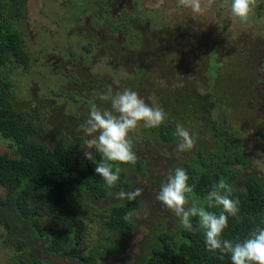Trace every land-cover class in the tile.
<instances>
[{
  "label": "rangeland",
  "instance_id": "374dc122",
  "mask_svg": "<svg viewBox=\"0 0 264 264\" xmlns=\"http://www.w3.org/2000/svg\"><path fill=\"white\" fill-rule=\"evenodd\" d=\"M70 1L3 0L1 19H7L20 34L29 56L26 65L12 63L8 70L13 104L31 117L34 126L41 127L37 138L53 145L60 137L79 136L82 145L75 160H86L87 137L79 125L93 106L110 108L98 99V93L111 86L114 92L136 91L146 104L162 108L175 128L182 125L195 140V147L182 153L177 142H159L143 122L129 132L137 160L134 165L119 164V168L126 170L127 191L143 189L138 197L141 206L135 211L138 215L133 216L137 227L120 231L113 249L100 233L102 217L94 213L87 222L81 251L105 250L102 256L97 253L92 264H135L144 252L145 235L156 225L171 228L176 222L177 217L155 199L168 174L193 152L204 150L202 159L212 160L206 151L216 147L210 134L212 124L227 125L239 138L244 160L230 166L239 172L236 185L248 173L264 181V141L258 133L264 130V72L259 71L264 64V0L245 23L233 18L221 0H214L203 14L181 8L177 0H132L131 7L122 8V21L105 19L108 10L100 18L87 17L90 10L104 11L103 0H90L83 11L78 6L84 0ZM15 5L20 9L10 11ZM136 25L138 39L132 41ZM96 39L113 56L100 53L94 46ZM0 152L15 156L12 141L1 133ZM0 195H5L1 186ZM117 201L110 195L95 206ZM10 219L16 227L11 233L0 223V264H19L23 252L34 259L31 264H80L64 254L47 253L25 220L13 213Z\"/></svg>",
  "mask_w": 264,
  "mask_h": 264
},
{
  "label": "trees",
  "instance_id": "16d2710c",
  "mask_svg": "<svg viewBox=\"0 0 264 264\" xmlns=\"http://www.w3.org/2000/svg\"><path fill=\"white\" fill-rule=\"evenodd\" d=\"M3 6L0 0V133L12 141L15 156L0 152V186L5 191L4 196L0 195V223L6 226L8 233L13 232L16 227L10 217L16 214L43 241L47 253L64 254L80 264H92L97 253L102 256L106 252L96 249L84 254L81 251L88 220H93L94 213L102 217L100 233L115 249L119 241L117 234L137 227L134 215L129 217L127 213L140 208V199L120 200L102 208L95 206V202L117 191H127L126 170L120 169L117 185L108 188L95 172L96 162L101 158L99 153L95 152L92 160L76 162L81 137H60L53 145H48L36 136L41 127L34 126L27 113L14 107L8 70L12 63L26 65L29 56L20 34L7 19H1ZM18 9L19 5L9 8L10 11ZM175 129L172 122L165 119L159 127L149 130L162 144H173L177 142ZM258 133L264 141V130L258 129ZM210 134L216 140V147L206 150L212 154V160L202 159L204 150L200 154L193 152L179 168L187 171L188 184L193 187V192L188 194L190 203L195 200L208 211L219 214L221 210L218 206L207 207L208 192L221 182L229 186L231 198L239 200V213L235 218L229 216L222 239L242 241L251 230L264 228V181L248 173L236 185L239 172L230 166L244 160L237 133L225 124L214 123ZM138 166L142 167V162ZM192 222L195 228L197 218H192ZM25 254L19 255L22 258L17 263H32L34 259L30 260ZM219 256V252L206 251L201 231L184 230L177 218L173 227L156 225L145 235L144 252L135 264H231L230 256L224 255L222 260Z\"/></svg>",
  "mask_w": 264,
  "mask_h": 264
},
{
  "label": "clouds",
  "instance_id": "9594fccd",
  "mask_svg": "<svg viewBox=\"0 0 264 264\" xmlns=\"http://www.w3.org/2000/svg\"><path fill=\"white\" fill-rule=\"evenodd\" d=\"M261 0H221L226 5L231 16L241 23L247 22L250 12L254 10ZM214 0H177V4L184 9H190L196 14H203L211 7ZM264 72V64L259 68ZM98 99L110 104V108L90 110L87 119L79 125L87 137L84 141L86 149L84 155L93 159V151L100 154L96 162L95 172L99 174L108 188H114L120 179L119 164L134 165L137 156L129 139V132L143 122L145 128H157L166 119L162 108L150 107L136 91L125 88L122 91H113L108 86L104 92L98 93ZM177 138V150L189 152L195 147V140L189 131L178 124L174 133ZM114 165H117L114 169ZM189 175L184 168H176L170 172L166 182L161 184L155 199L162 207L173 213L180 226L188 231H201L205 249L211 253H220L219 259L224 255L230 256L231 264H264V228L257 227L251 230L247 238L235 242L222 239L224 230L228 227V218L237 217L239 213V200L231 198L229 186L221 182L216 188L209 191L206 197L207 207L218 206L219 214L208 211L192 200L188 194L193 187L188 184ZM142 188L131 191H117L115 197L119 200L134 201L142 195ZM138 215L134 210L127 216ZM192 218H197L194 228Z\"/></svg>",
  "mask_w": 264,
  "mask_h": 264
},
{
  "label": "flooded vegetation",
  "instance_id": "af4514ba",
  "mask_svg": "<svg viewBox=\"0 0 264 264\" xmlns=\"http://www.w3.org/2000/svg\"><path fill=\"white\" fill-rule=\"evenodd\" d=\"M68 2L70 1V0H67ZM71 2V1H70ZM90 2V0H84V2H83V4L81 5V6H78L79 8H81V9H79L80 11H83V10H85L86 8H85V6H84V4H86V3H89ZM103 2L105 3V5H106V7L104 8V11H103V8H102V11L101 12H98L99 11V9L98 10H95V11H93V12H91V10L89 11L90 13H91V15L90 16H87V17H91V19H96L95 17L97 16V18H100L101 16H102V14H104V13H106L107 11H105V10H108V12H107V17L106 16H104L103 15V17L105 18V19H109V16L113 19V20H121V19H123L124 18V10L127 8V7H131V4H132V0H107V1H105V0H103ZM82 6H83V8H82ZM117 8H119V9H122V8H125V9H122V11H120V12H115V9H117ZM83 13L84 12H82L80 15H77V17H82V15H83ZM101 14V15H100ZM76 16V15H75ZM72 18V17H71ZM75 18V17H74ZM86 18V17H85ZM110 18V19H111ZM136 19L137 18H135V19H133L132 21H131V23H132V25L134 24V22L136 21ZM89 20V19H88ZM90 22H91V20H89ZM122 21V20H121ZM103 23H105V22H101V24L100 25H104ZM108 25V24H107ZM114 25H117V23H115ZM105 26V25H104ZM106 27V26H105ZM114 28H116L115 26H112V27H110V29H112V30H114ZM134 28L135 29H133L134 30V33H133V30H132V32H131V40L132 41H134V40H137L138 38H137V36H136V33L138 32V30H139V26L138 25H136V26H134ZM118 29V28H117ZM91 35V36H90ZM90 35H88L87 33H86V36H90V37H92V36H94L92 33L90 34ZM121 36H122V33L120 34ZM97 40V39H96ZM94 46L95 47H97V49L98 50H100V53H103V55H105V54H108V56H113V54H111V50L109 51L108 50V48L106 49L104 46H103V43L102 42H100V41H98L97 40V44L95 43L94 44Z\"/></svg>",
  "mask_w": 264,
  "mask_h": 264
}]
</instances>
